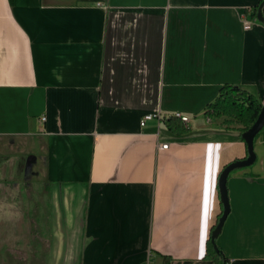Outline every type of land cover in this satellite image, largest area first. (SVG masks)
<instances>
[{
    "label": "crops",
    "instance_id": "crops-1",
    "mask_svg": "<svg viewBox=\"0 0 264 264\" xmlns=\"http://www.w3.org/2000/svg\"><path fill=\"white\" fill-rule=\"evenodd\" d=\"M224 85L264 104V0H0V184L46 187L45 264H211L247 157L205 116ZM253 151L212 264H264V126Z\"/></svg>",
    "mask_w": 264,
    "mask_h": 264
},
{
    "label": "rangeland",
    "instance_id": "rangeland-1",
    "mask_svg": "<svg viewBox=\"0 0 264 264\" xmlns=\"http://www.w3.org/2000/svg\"><path fill=\"white\" fill-rule=\"evenodd\" d=\"M29 181L0 184V264H45L49 257L46 187L38 176Z\"/></svg>",
    "mask_w": 264,
    "mask_h": 264
},
{
    "label": "trees",
    "instance_id": "trees-1",
    "mask_svg": "<svg viewBox=\"0 0 264 264\" xmlns=\"http://www.w3.org/2000/svg\"><path fill=\"white\" fill-rule=\"evenodd\" d=\"M260 109V101L255 96L236 86L224 85L219 89L218 96L214 102L207 105L205 116L209 118L222 117L224 118V124L236 123L240 125L239 131L241 136L256 120ZM167 127L170 131L179 134L186 132V128H184L182 122L174 117L167 119ZM220 214L216 219V223ZM215 225L212 227V231ZM221 256L222 254L215 245V242L214 244L211 242L210 235L206 245L205 258L212 264L221 258Z\"/></svg>",
    "mask_w": 264,
    "mask_h": 264
},
{
    "label": "water",
    "instance_id": "water-1",
    "mask_svg": "<svg viewBox=\"0 0 264 264\" xmlns=\"http://www.w3.org/2000/svg\"><path fill=\"white\" fill-rule=\"evenodd\" d=\"M257 20L263 21V18L260 14V11L257 12ZM264 126V104L261 105V109L256 120L250 125V127L241 135L242 140L246 144L247 147V157L243 160H237L228 164L224 169L221 171L219 178H218V193H219V200L222 206L221 214L217 220V223L211 233V242L214 244L217 235L220 233L222 225L229 213V203L227 197V189H226V181L228 175L236 170L241 169L244 167H248L252 165L255 160V154L253 151V140L257 133L263 128Z\"/></svg>",
    "mask_w": 264,
    "mask_h": 264
},
{
    "label": "built area",
    "instance_id": "built-area-1",
    "mask_svg": "<svg viewBox=\"0 0 264 264\" xmlns=\"http://www.w3.org/2000/svg\"><path fill=\"white\" fill-rule=\"evenodd\" d=\"M254 24V22L252 21H248L245 19V17H242V28L244 30H250L252 28V25ZM155 118H160V115L158 113L154 114H146L145 116H143V118L140 121V126L143 127L145 125V123L149 120L155 119ZM186 118V123L188 122V118L185 116ZM41 121H44V118H41ZM167 144H164L161 146V148L166 149L167 148Z\"/></svg>",
    "mask_w": 264,
    "mask_h": 264
},
{
    "label": "bare ground",
    "instance_id": "bare-ground-1",
    "mask_svg": "<svg viewBox=\"0 0 264 264\" xmlns=\"http://www.w3.org/2000/svg\"><path fill=\"white\" fill-rule=\"evenodd\" d=\"M172 117L179 119L182 123H186L185 116H182L181 114H174Z\"/></svg>",
    "mask_w": 264,
    "mask_h": 264
}]
</instances>
